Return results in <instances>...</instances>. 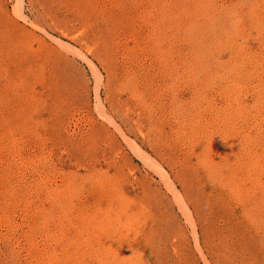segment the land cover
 <instances>
[{"label": "rangeland", "instance_id": "obj_1", "mask_svg": "<svg viewBox=\"0 0 264 264\" xmlns=\"http://www.w3.org/2000/svg\"><path fill=\"white\" fill-rule=\"evenodd\" d=\"M0 264H264V0H0Z\"/></svg>", "mask_w": 264, "mask_h": 264}]
</instances>
